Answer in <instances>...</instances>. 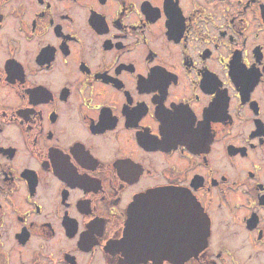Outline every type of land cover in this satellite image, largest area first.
Segmentation results:
<instances>
[{
	"label": "flooded vegetation",
	"instance_id": "1",
	"mask_svg": "<svg viewBox=\"0 0 264 264\" xmlns=\"http://www.w3.org/2000/svg\"><path fill=\"white\" fill-rule=\"evenodd\" d=\"M0 264H264V0H0Z\"/></svg>",
	"mask_w": 264,
	"mask_h": 264
},
{
	"label": "water",
	"instance_id": "2",
	"mask_svg": "<svg viewBox=\"0 0 264 264\" xmlns=\"http://www.w3.org/2000/svg\"><path fill=\"white\" fill-rule=\"evenodd\" d=\"M182 197L184 196L172 189L152 190L140 195L130 206L128 224L126 223L124 228V238L117 245L131 248L133 252L152 259L160 258L157 256L170 259L169 255L176 252H171L162 246L170 245L169 243L160 245V240L153 235L152 231L158 232L157 221L162 219L161 214L166 212L165 208L169 204H180L177 201ZM197 248L198 246L195 245L188 251L181 250L179 256L196 253Z\"/></svg>",
	"mask_w": 264,
	"mask_h": 264
}]
</instances>
